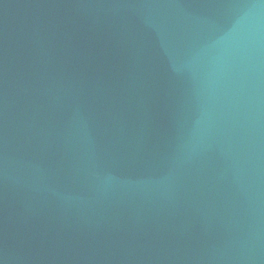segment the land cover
I'll use <instances>...</instances> for the list:
<instances>
[{
	"label": "water",
	"instance_id": "95a60500",
	"mask_svg": "<svg viewBox=\"0 0 264 264\" xmlns=\"http://www.w3.org/2000/svg\"><path fill=\"white\" fill-rule=\"evenodd\" d=\"M0 264H264V0H0Z\"/></svg>",
	"mask_w": 264,
	"mask_h": 264
}]
</instances>
